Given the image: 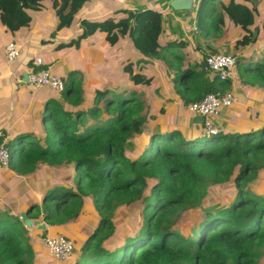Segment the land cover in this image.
I'll return each mask as SVG.
<instances>
[{
  "label": "trees",
  "instance_id": "obj_1",
  "mask_svg": "<svg viewBox=\"0 0 264 264\" xmlns=\"http://www.w3.org/2000/svg\"><path fill=\"white\" fill-rule=\"evenodd\" d=\"M44 2L0 0V24L16 32L30 22L27 11L41 10ZM246 2L196 0L199 36L218 37L227 18L239 32L235 49L262 45L264 18L254 23L261 1ZM83 3L54 0V6L60 5L58 27H68ZM81 26L80 39L99 32L110 46L124 27L130 30L138 69L131 62L123 69L125 83L134 89H96L87 95L71 76L63 78V91L46 101L42 138L19 134L8 143V169L24 176L40 164L56 171V179L41 192L40 204L29 202L15 214L0 210V264H259L264 254V114L237 131L216 125L214 135L203 134L202 122L196 135L186 136L177 127L147 134L144 127L154 116L143 89L153 77L142 67L163 60L186 107L208 94L231 91L234 84L264 93V56L238 57L233 79L220 81L211 72L209 77L183 67L184 43L159 44L162 15L156 9L127 11L118 21H82ZM254 182L255 190L250 187ZM196 209L195 223L179 228L184 213ZM84 212L91 213L95 225L90 235L73 242L70 259L56 261L31 245L33 234L45 239L56 227L72 241L70 226ZM119 212L127 214L125 223ZM22 213L44 224L45 231L26 228ZM52 236L62 235L53 231Z\"/></svg>",
  "mask_w": 264,
  "mask_h": 264
},
{
  "label": "crops",
  "instance_id": "obj_2",
  "mask_svg": "<svg viewBox=\"0 0 264 264\" xmlns=\"http://www.w3.org/2000/svg\"><path fill=\"white\" fill-rule=\"evenodd\" d=\"M57 1L59 2V0ZM83 1L82 6L75 12L71 24L65 27L66 30L68 29L67 31H60L62 28L58 27V8L54 7V0H45L44 8L39 11L28 10L27 12L31 18L30 22L16 32H9L0 24V132H2V135L6 139V146L19 134H30L36 137V139L42 138L44 132L42 115L46 101L50 96L57 95L58 93L49 88L31 89L28 84V75L33 72L34 68H37L35 60L41 59L43 62L42 69H49L52 74L59 78L67 79L70 76L69 74L73 72L72 68H69L67 64L69 58L77 52H82V48L84 47H92L91 44H88L92 36L80 39L81 34H79V29L83 30L81 26L82 21H101L106 19L107 16L114 17L118 21L125 17V12L127 11L158 9L162 15V33L159 38V44L162 47L168 44L175 47L174 43H184V47L180 49L185 60L183 67H190L196 72L203 70L210 77V72L205 69V57L202 61V69L197 67L198 61L195 63L196 57L199 54L196 50L198 45L203 42V38L199 36L198 31L193 30L194 23L196 25V11L194 7L196 0H193L192 7L189 10L183 11L173 10L169 6L171 0ZM103 1H108L109 3L104 5ZM224 1L226 2L227 0ZM91 4L98 5L99 9L97 8L95 11L90 12L89 6ZM93 13L98 15L94 16ZM118 36L115 46L119 51L127 54L126 62L133 63V69L137 70L138 67L135 69L134 65L138 62L139 56L133 45L130 30L124 27L121 30V36L119 33ZM214 40L218 41L217 39ZM9 42H14L20 49L19 57L13 62H8L5 58V46ZM105 42V46L107 45L105 51L112 52L115 46H110L106 40ZM213 47L217 49L216 46ZM54 53H57L56 57L52 59L47 58V56H51ZM81 58L83 59V56L80 54V59L78 60H81ZM125 60H122V66L126 63L124 62ZM170 60H172L171 57ZM75 65L76 67L79 66L78 64ZM155 65L161 69V76L155 75L157 73L153 69ZM142 69L143 72L153 77V83L148 89L158 86L159 93L162 96L159 101H156L154 98L151 99L149 92L143 90L145 93L143 99L152 109V115L154 116L153 121L149 122V124L159 120L161 122L159 129L177 127L186 136L191 133H195V135L200 133L202 119L197 115L189 113L186 107L179 101L180 98L176 94L173 83V72L167 69L165 62L163 60L151 61L143 64ZM233 73L231 80L233 79ZM26 75L27 81H25ZM114 76L118 77L116 79L117 86L108 87L109 85H107V89L115 91L113 88L117 89L123 85L130 87L125 83L127 80L125 76ZM109 77H112L110 71L105 73V78ZM238 87L234 84L231 92L233 91L238 96L239 101L230 108L221 109L214 117V124L218 127L221 126V129L225 131H237L243 122L248 123L258 118L259 115L264 114V93L259 92L256 96V92L250 90L255 95L253 99H250L246 95V92L249 90L245 88L237 90ZM85 91L87 95L92 93L87 90ZM149 124L147 127H149ZM145 127L144 131L147 134L155 132L154 130H150L149 132ZM228 128H231V130ZM2 140L0 138V144ZM54 172L56 174V171L46 169L39 164L33 173L23 176L0 165V210L11 211L15 214L19 211H24L28 207L29 202L40 204L41 192L50 187V183L56 179ZM44 247L37 248L44 252L46 250Z\"/></svg>",
  "mask_w": 264,
  "mask_h": 264
},
{
  "label": "rangeland",
  "instance_id": "obj_3",
  "mask_svg": "<svg viewBox=\"0 0 264 264\" xmlns=\"http://www.w3.org/2000/svg\"><path fill=\"white\" fill-rule=\"evenodd\" d=\"M260 4L258 5V7L256 8V11H258L256 14V16H254V23L255 24H260L262 22V17H264V0H260ZM108 1H103V4H108ZM238 4H245V0H237ZM248 4V3H246ZM111 5V4H110ZM58 6V7H57ZM55 8H59L60 5H57ZM100 7V6H99ZM90 8V12L95 11L98 8V5L96 4H91L89 6ZM112 8V7H111ZM99 9V8H98ZM109 10V8H108ZM158 10V9H156ZM94 16H97L98 14L93 13ZM110 17V16H107ZM106 17V18H107ZM68 30V29H67ZM65 28L60 31H67ZM79 34L82 35V31L79 29ZM62 33V32H60ZM92 36V37H91ZM91 36H88L86 38H89V42L88 44H91L92 47H88V48H82V52H77L75 55L71 56L68 60V67L72 68L71 70L73 71L72 73H70L69 75L74 79L75 83L77 85L82 86L83 89L92 92L93 90L96 89H105L108 87H116L117 85V81L116 79L118 78L117 76L114 75H121L122 77L125 76L124 75V69L121 63L122 60L127 59V54L122 53L121 51L118 50V48L115 46V48H113L112 52H108L105 51V48L107 47V45L105 46V39H104V35L97 32ZM214 39H217L218 41H215ZM240 40L239 37V32L236 28H234L232 26V24L230 23V21L228 19H226L224 27L222 28V31L220 33V35L218 37L215 38H210L208 40H204L203 38V42L200 43L198 45L197 48V52H199L198 56L196 57V61L195 63L198 61L197 63V67L202 69L203 68V64L202 61L204 59V57H206L209 54H212L211 51H216L213 53H221V54H231L233 55L236 59L242 55H246L249 58L254 59V57H258L259 59H261L264 56V41L262 42V45H258V46H254V45H250L247 47H242L240 49H235L234 45L236 43V41ZM94 43V44H93ZM213 46H216L217 49H214ZM112 49V47H111ZM87 51V52H84ZM94 52V53H93ZM80 54L83 56V59H80ZM57 53L52 54L51 56H47V58H54L56 57ZM187 56V55H186ZM127 60H125L124 62H126ZM185 60L183 59L182 64H184ZM75 64H78L79 66L76 67ZM125 64V63H124ZM138 65L135 63L134 68L137 69ZM190 67L185 66V69H188ZM157 73H155V75H159L161 76L160 73V68L155 65V68H153ZM110 71L111 76L109 78H105V73ZM164 77V76H163ZM109 79V81H108ZM107 85H109L107 87ZM239 88H243L240 84L239 87L237 88V90ZM115 90V93H119V92H126L129 93L131 92L134 88L132 87H128L127 85H123L120 86V88H113ZM143 90L147 91L150 93L151 95V99H156V101H159L160 98H162V96L159 93V87L155 86L151 89L148 88H144ZM249 90V89H247ZM233 92V91H232ZM256 92V96L259 94V91H255ZM246 95L248 98L253 99L255 97L254 94H252V92L249 90L248 92H246ZM159 126H161V122H159V120H157V122L154 123H150L149 127H145V129L147 131L150 132V130H154V131H158L159 130ZM229 130H231V128H228ZM136 147L138 149H142L143 148V143L142 142H138ZM206 186H204L205 188ZM250 187L252 189H257L258 187V182H254L250 185ZM33 201V200H32ZM198 209L196 210H189L188 212H185L184 215L181 218L180 221V225L179 228H184L185 230L189 227L188 225H193L195 223V220L197 218V216L200 214L197 213ZM203 214V213H202ZM126 215L123 212H119L117 214V216L122 219V221H124V223L127 221L126 220ZM91 213L88 212H84L83 216L81 218L78 219L77 223L81 224V227L78 224H71L70 227H72V235H73V239L72 241L74 242L75 240H77L78 236L79 237H83L86 238L88 235H90V231L94 228V223L91 222ZM75 225V226H73ZM186 226V227H183ZM54 229V230H53ZM60 229V231H59ZM53 231L58 232V235H62L64 233L68 234L65 230H63V228L61 227H56V228H50V230L47 232V236H52ZM62 233V234H61ZM186 231L183 232V235H186ZM45 234V233H44ZM46 236V237H47ZM43 240L44 238H41L40 235H32L31 239H30V243L33 247H41L43 248ZM45 249V247H44ZM46 252V250H44ZM36 262V261H35ZM259 264H264V254L261 255L260 259H259Z\"/></svg>",
  "mask_w": 264,
  "mask_h": 264
},
{
  "label": "built area",
  "instance_id": "obj_4",
  "mask_svg": "<svg viewBox=\"0 0 264 264\" xmlns=\"http://www.w3.org/2000/svg\"><path fill=\"white\" fill-rule=\"evenodd\" d=\"M193 30L197 31L195 23L193 25ZM19 55L20 49L14 42H9L5 46V58L8 62L15 61ZM205 63L206 71L214 74L220 81H227L232 78L237 60L231 54L214 53L205 57ZM35 65L37 67H42L43 62L41 59H36ZM28 84L33 90L49 88L57 92L63 91V81L58 76L52 74L49 69H40L31 72L28 75ZM238 101V96L231 91L215 94L211 93L200 101L187 104L186 110L202 119L203 134L214 135L219 132V129L214 124V117L221 109L230 108ZM0 136L3 137L2 139L4 140H2L0 144V165L7 168L9 164V152L5 144L6 139L4 135H2V132H0ZM43 241L49 256L56 261H64L71 258L74 250V244L71 240L63 236H55L46 237Z\"/></svg>",
  "mask_w": 264,
  "mask_h": 264
},
{
  "label": "water",
  "instance_id": "obj_5",
  "mask_svg": "<svg viewBox=\"0 0 264 264\" xmlns=\"http://www.w3.org/2000/svg\"><path fill=\"white\" fill-rule=\"evenodd\" d=\"M192 3L193 0H171L169 6L175 11H183V10H189L192 7ZM204 65H206L205 62ZM25 81H27V75L25 76ZM21 220L26 228H30L34 226L38 230H42L43 232L45 231L44 224H40L38 222H33L28 220L24 213L21 214Z\"/></svg>",
  "mask_w": 264,
  "mask_h": 264
},
{
  "label": "bare ground",
  "instance_id": "obj_6",
  "mask_svg": "<svg viewBox=\"0 0 264 264\" xmlns=\"http://www.w3.org/2000/svg\"><path fill=\"white\" fill-rule=\"evenodd\" d=\"M55 93V92H54Z\"/></svg>",
  "mask_w": 264,
  "mask_h": 264
}]
</instances>
